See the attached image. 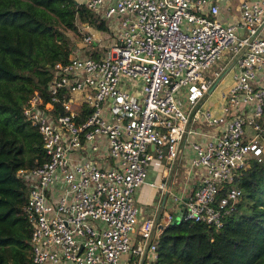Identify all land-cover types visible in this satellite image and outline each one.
Segmentation results:
<instances>
[{"label":"built area","instance_id":"built-area-1","mask_svg":"<svg viewBox=\"0 0 264 264\" xmlns=\"http://www.w3.org/2000/svg\"><path fill=\"white\" fill-rule=\"evenodd\" d=\"M81 2L107 21L109 42L86 26L83 54L55 61L46 96L34 90L22 107L46 153L17 170L30 264L154 259L160 232L183 207L184 219L220 226L242 195L232 184L238 169L264 157V0H243L232 23L229 0ZM91 49L96 55L85 54ZM224 51L230 56L212 71ZM227 64L233 83L217 108H201ZM182 154L180 193L158 184L177 216L163 205L140 219L135 191L150 163L168 161L165 176Z\"/></svg>","mask_w":264,"mask_h":264},{"label":"trees","instance_id":"trees-1","mask_svg":"<svg viewBox=\"0 0 264 264\" xmlns=\"http://www.w3.org/2000/svg\"><path fill=\"white\" fill-rule=\"evenodd\" d=\"M86 26L109 29L77 0H0V264H30L27 188L17 170L46 158L23 104L34 90L46 96L51 65L69 59ZM232 184L242 195L220 226L191 219L167 224L150 264H264V157L239 168Z\"/></svg>","mask_w":264,"mask_h":264},{"label":"crops","instance_id":"crops-1","mask_svg":"<svg viewBox=\"0 0 264 264\" xmlns=\"http://www.w3.org/2000/svg\"><path fill=\"white\" fill-rule=\"evenodd\" d=\"M222 75V73L219 75ZM218 78V79H219ZM217 79V81H218ZM188 152V151H187ZM188 154H192L189 152ZM185 155L180 156L179 163L175 169L169 171L167 175H163L164 167L169 166L168 161H164L162 166L160 163L152 164L150 163V166L147 170V174L145 177V181L138 187L135 196L138 199L139 203L142 204V207L139 206L140 208V214L139 218L141 219L142 217L150 214H155L158 213L162 208L163 205H169L168 199V194L166 191L161 190L158 186L160 181L166 179V183L168 185V188L171 190H175L177 192L180 191L185 185H184V172L185 168L183 165L187 164L184 162V157ZM158 160V159H156ZM161 161V160H159ZM174 164V163H173ZM179 168V169H178ZM177 171V177H175V173ZM176 178V179H175ZM175 179V181H172ZM178 181V182H177ZM169 200V199H168ZM135 241H138L136 238ZM150 253H146L144 256H142L141 259H138L136 256L132 255H123L119 262L117 264H150V261L152 260L150 257Z\"/></svg>","mask_w":264,"mask_h":264},{"label":"rangeland","instance_id":"rangeland-1","mask_svg":"<svg viewBox=\"0 0 264 264\" xmlns=\"http://www.w3.org/2000/svg\"><path fill=\"white\" fill-rule=\"evenodd\" d=\"M79 2L83 1V0H77ZM243 0H229V5L227 7H223V11H225V14L228 15L225 20L226 23H232L235 22L239 16L240 13V4ZM91 27H88L87 29H89ZM82 31L86 30V27L83 28L81 27ZM97 36L99 37V39H102L100 42H104V40H107V38L105 37L106 32L102 31V30H96L94 28L91 29ZM102 36H104V38H101ZM81 39L75 41L72 45V49H73V55H82V50H80L79 44H80ZM105 43V42H104ZM230 56V53L227 51H224L221 55L220 58H218L215 63L212 65L211 70L213 71L214 69L220 68L227 60V58ZM233 68L232 65H225L224 69L221 70L222 75L220 76V78L218 79V81L216 82V84L213 87V90L211 92V94L206 97L201 105V108L204 106H207L210 109L217 108L220 104V99H221V92L225 91L229 85H231L233 83ZM204 121H199L197 123H195V126H204ZM181 158L178 156L173 164V169H175L179 163V160ZM159 160H152V164L155 163L158 164L160 163V165L162 166V164L164 163L165 159H160ZM184 168L187 166V164L183 165ZM179 169V168H178ZM198 176H195V179ZM138 189V188H137ZM136 189V191H137ZM135 191V193H136ZM177 193H180V191L177 190ZM167 201H169L167 199ZM135 203L137 205H139L140 207H142V204L139 203L138 199L135 196ZM169 212L173 215V217L175 218L177 216L178 213V209L175 205H166ZM65 264H73V263H69V262H65Z\"/></svg>","mask_w":264,"mask_h":264},{"label":"water","instance_id":"water-1","mask_svg":"<svg viewBox=\"0 0 264 264\" xmlns=\"http://www.w3.org/2000/svg\"><path fill=\"white\" fill-rule=\"evenodd\" d=\"M217 80L213 83V85L209 88L208 92L210 90H212V88L214 87V85L216 84ZM184 215H185V207L182 208V214L180 216V220L184 219Z\"/></svg>","mask_w":264,"mask_h":264}]
</instances>
